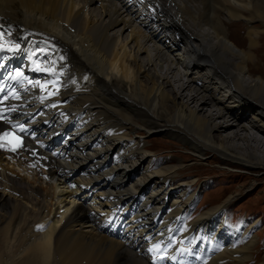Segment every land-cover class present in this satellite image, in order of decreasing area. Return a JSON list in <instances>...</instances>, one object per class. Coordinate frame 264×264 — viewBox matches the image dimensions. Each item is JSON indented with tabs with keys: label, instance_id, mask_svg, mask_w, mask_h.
<instances>
[{
	"label": "bare ground",
	"instance_id": "obj_1",
	"mask_svg": "<svg viewBox=\"0 0 264 264\" xmlns=\"http://www.w3.org/2000/svg\"><path fill=\"white\" fill-rule=\"evenodd\" d=\"M137 2L142 9L133 0H0V37L16 66L34 49L56 60L59 74L40 75L58 82L60 102L29 122L32 147L57 155L37 152L26 168L0 152V264H147L149 245L185 264H248L254 239L237 248L248 233L226 223L237 195L204 197L201 215L181 224L186 183L174 189L184 176L173 177L186 168L152 172L135 136L168 134L191 161L264 171V140L249 131L264 138V0ZM240 23L245 48L229 34ZM117 209L128 217L122 239L99 230Z\"/></svg>",
	"mask_w": 264,
	"mask_h": 264
},
{
	"label": "rangeland",
	"instance_id": "obj_2",
	"mask_svg": "<svg viewBox=\"0 0 264 264\" xmlns=\"http://www.w3.org/2000/svg\"><path fill=\"white\" fill-rule=\"evenodd\" d=\"M76 1L79 2V0ZM175 1L177 4L181 3V0H175ZM133 2L137 6H139V8L141 9L143 8L142 6L138 5V2L137 3L135 1ZM95 8H98V6L96 4H91L90 9H95ZM244 27H245L244 24L240 23L238 26H234V27L230 26L228 28L230 30L229 34L231 39L238 43L237 45L238 47L242 46V41L245 39L244 35L246 33L245 32L246 29ZM119 28L120 27H114L113 29H110L108 31L109 32L108 35H112L113 33H115V31H118ZM166 30L167 31L170 30V32L174 34V32L170 29V27ZM120 33L122 35V38H125L127 32L123 31ZM179 48L181 52L182 45H180ZM184 51L185 50H183L182 52ZM257 53H259L258 58L260 63L264 65V50L263 53H261L260 51H258ZM141 57L142 55H140V58ZM250 130L254 135H256V137L264 140L263 136L259 134L256 130H253L251 128L249 129V131ZM135 137L139 139H143V141L145 142V148H146L145 154L146 153L147 154L144 157L147 159V164H150L154 161L153 162L154 169L151 170L152 172L158 168H161V166H165V165L167 166L168 163L171 164L172 162L173 164L179 162L182 164V166L186 168L185 171L174 174L173 178H178L181 176H184V178L180 182L174 184L175 186L173 185V188L178 189L179 183L182 182L184 184L186 183L183 186V188L185 189V191L183 192L184 195L182 198L179 199V202L182 205H184L182 206L184 207L183 214L185 213V211L186 213L187 211L191 212V214H187L190 217L189 221L191 219L190 222H192L194 219H197V217L201 215V214L197 215L194 218V216L199 212L201 208V206H198L197 203L200 202L201 200L203 201L204 197L207 201L210 202L213 200L218 201L220 200V198H223L225 200L231 194L237 195L234 201L228 207L227 210L228 216L226 218V221L230 222L231 224H234V226H230V227L233 228L240 227L239 229L241 232L248 233V235L245 238L241 239L240 242L236 243L237 248H241L243 245H245V243L249 239L252 238L254 239L255 244L252 246L253 249L251 252L248 253V261H249V262L247 261L248 264H254L255 262L262 261L264 255V171L263 170L259 169L248 172L235 165L225 166L218 159L214 157L210 159L211 161L209 160L205 162H197L196 160L191 161V158L187 156V152H188L187 148L181 145L179 141H177L173 136L171 135L169 136L168 134H162V135L150 134V135H141V136L136 135ZM132 142L133 143L135 142V138H133ZM151 171H149V174L151 173ZM202 173L204 175H202ZM138 177H141V175H139ZM128 185H132V178L128 181ZM210 187L211 189L209 190ZM169 188H172V186H170ZM211 190H213V192ZM187 196H190L189 200L185 199V197ZM208 206L210 205H207L206 208ZM240 222L243 224L241 226L237 225V223ZM248 228L251 229L248 230Z\"/></svg>",
	"mask_w": 264,
	"mask_h": 264
},
{
	"label": "snow or ice",
	"instance_id": "obj_3",
	"mask_svg": "<svg viewBox=\"0 0 264 264\" xmlns=\"http://www.w3.org/2000/svg\"><path fill=\"white\" fill-rule=\"evenodd\" d=\"M2 47V46H0ZM17 75H20L19 73H17ZM4 89L0 88V92H3ZM54 93H50V95H53ZM6 98V97H5ZM16 99H19V96H16L15 97ZM3 100L0 99V103H2ZM14 109L13 108H10L9 111H13ZM0 119H6L5 116H3L2 114H0ZM9 123H11L10 121H8ZM16 127V126H14ZM19 131L20 132H26V129H24L22 126L19 127ZM11 136V133L10 132H4L2 135H0V139H4V138H7V137H10ZM12 140H15V137H12ZM17 145H19V141H16ZM12 151H16V147H13L11 149Z\"/></svg>",
	"mask_w": 264,
	"mask_h": 264
}]
</instances>
